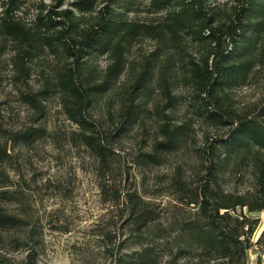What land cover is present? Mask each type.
Returning <instances> with one entry per match:
<instances>
[{
	"label": "trees",
	"instance_id": "16d2710c",
	"mask_svg": "<svg viewBox=\"0 0 264 264\" xmlns=\"http://www.w3.org/2000/svg\"><path fill=\"white\" fill-rule=\"evenodd\" d=\"M54 1L49 6L40 0L28 23L18 15L24 0H0V36L14 44L13 65L23 86L19 96L34 110L33 121L43 116V102L58 96L65 116L76 126L68 141L88 149L105 173L116 161L121 138L154 113L156 136L136 161L162 164L191 137L190 122L176 123L167 113L176 103L175 63L171 57L162 60L161 54L170 48L181 61L194 113L222 130L198 149L200 170L193 179L176 166L170 182L173 202L166 209L137 191L112 190L117 221L105 238L113 245L107 250L114 264H161L164 255L165 264H247L260 221L251 214L264 211V102L238 111L231 94L264 65V0H233L227 10L206 0H149L148 13H163L149 23L125 17L141 0H73L69 7L63 0ZM140 37L154 39L159 47L126 85L117 123L104 127L92 110L118 81L128 48ZM188 43L196 47L197 58L185 51ZM45 53L56 60L55 69L34 90L28 82L29 63ZM103 56L110 62L100 72L97 61ZM156 92L160 101L151 105ZM43 137L41 127L12 130L0 125V264H40L42 224L30 189L14 180L8 168L13 165L12 146L32 145ZM244 168L252 172L253 188L228 190L227 175L240 177ZM117 231H125L126 237L118 238ZM256 243L264 246V231ZM131 245L138 248L120 254ZM18 250L24 252L22 258L10 255Z\"/></svg>",
	"mask_w": 264,
	"mask_h": 264
},
{
	"label": "rangeland",
	"instance_id": "374dc122",
	"mask_svg": "<svg viewBox=\"0 0 264 264\" xmlns=\"http://www.w3.org/2000/svg\"><path fill=\"white\" fill-rule=\"evenodd\" d=\"M39 1L24 0L18 15L31 23ZM42 1L49 6L55 3L54 0ZM63 1L64 7H69L73 0ZM148 3L149 0H141L139 5L134 6L135 10L125 13V17L145 23L158 21L163 13H148L145 10ZM206 3L216 9L227 10L233 0H206ZM158 47V43L149 37H140L132 42L126 53L127 64L123 73L92 110L94 118L104 127L117 123L126 85L141 68L145 58ZM185 51L195 58L198 56L192 44L188 43ZM173 52L174 49L168 48L161 54L162 60L171 57L175 63L172 68V89L176 103L167 113L176 123L190 122L188 144L160 165L139 164L136 155L148 151L156 136L158 118L151 113L121 138L116 148V161L107 172L102 173L97 159L88 149L68 141L76 126L65 116L58 96L44 101L43 116L33 121L34 110L19 96L23 86L17 81V70L13 65L14 44L0 36V125L12 130L41 127L45 131V137L32 145L20 143L12 146L13 165L8 168L14 180L30 189L35 215L42 224L40 264H114V256L107 250L113 245L105 238L106 232H113L112 222L117 221L116 208L111 202L112 190L137 191L145 200L166 209L173 202L170 182L176 166H181L188 179H193L200 170L198 149L205 139L217 138L222 130L206 124L194 113L190 106V90L182 79L181 61ZM109 62L107 56L99 58L98 70L104 71ZM55 65L56 60L49 53L29 63L28 82L34 90L42 86L46 77L53 75ZM257 69L246 86L232 92L234 109L247 110L254 104L264 102V65ZM159 99V92L154 93L151 105ZM253 184L250 168H244L240 177L230 174L225 180L228 190L240 193L251 190ZM116 235L120 239L126 237L125 231H117ZM137 248L128 246L120 254L127 255ZM10 255L20 259L24 252L18 250L10 252ZM161 261V264H165L167 256L164 255Z\"/></svg>",
	"mask_w": 264,
	"mask_h": 264
},
{
	"label": "crops",
	"instance_id": "0c3cea01",
	"mask_svg": "<svg viewBox=\"0 0 264 264\" xmlns=\"http://www.w3.org/2000/svg\"><path fill=\"white\" fill-rule=\"evenodd\" d=\"M261 212L255 213V215H253L255 217H258L260 221L259 227L253 237L254 246L248 251L247 264H258V260H260V264H264V246L259 248L256 243L262 231H264V214H262Z\"/></svg>",
	"mask_w": 264,
	"mask_h": 264
}]
</instances>
